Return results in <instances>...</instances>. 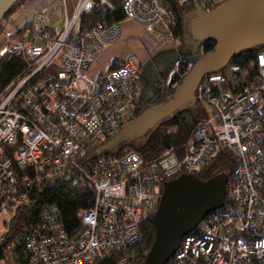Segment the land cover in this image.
<instances>
[{"label":"built area","instance_id":"built-area-1","mask_svg":"<svg viewBox=\"0 0 264 264\" xmlns=\"http://www.w3.org/2000/svg\"><path fill=\"white\" fill-rule=\"evenodd\" d=\"M210 11L213 0H181ZM25 28L6 40L1 55L20 56L25 67L0 92V223L9 222L26 195L18 182H41V172L73 162L86 148L125 126L141 96L137 65L89 74L96 57L121 34L122 21L142 24L155 38L174 39V12L164 0H122L121 21L97 20L78 29L84 12L108 0H77L71 12L56 0ZM258 76L242 86L220 73L205 75L197 100L209 108L185 151L143 158L135 151L100 156L88 172L93 204L79 209V225L68 231L56 206L45 209L25 237L27 264H95L105 254L137 241L140 219L157 205L164 182L204 165L215 149L237 157L226 183L224 205L209 213L198 234L185 235L165 264H264V52L256 56ZM1 238V235H0ZM123 257L118 264H132ZM0 264H5L4 259ZM134 264V263H133Z\"/></svg>","mask_w":264,"mask_h":264},{"label":"trees","instance_id":"trees-1","mask_svg":"<svg viewBox=\"0 0 264 264\" xmlns=\"http://www.w3.org/2000/svg\"><path fill=\"white\" fill-rule=\"evenodd\" d=\"M25 1L17 0L5 15V18L8 20L9 16L15 13ZM108 1L114 7V10H111L106 4H98L90 11L80 15L77 24L78 29L90 27L100 19L107 22L123 20L122 0ZM164 4L174 12L176 18V25L173 28L174 39L177 38L183 42L184 16L188 14L194 4L190 1L181 0H164ZM215 5L211 4V8L215 7ZM29 24L30 21L24 22L9 32L5 31L4 25H0V35L5 32L9 39H20ZM183 47L185 48V44ZM214 47L215 42L213 40L203 39L198 41L194 50L181 51L180 54L183 57L176 59L175 69L169 75L166 72L167 69L162 68L155 57L149 58L143 63H138L141 96L134 116L131 119L173 97L178 85L198 58L196 57L189 62L186 56L194 55L200 50L201 54H204L213 50ZM259 52H264V43L257 44L232 57L224 68L215 73L223 75L226 81L233 86H242L255 81L258 76L256 56ZM121 63L112 61L105 70L116 68ZM24 67L25 62L20 56L7 58L6 55H0V92L22 72ZM197 86L190 101L163 118L145 138L126 142L113 150L101 152L98 150L100 145L112 139L116 132L108 134L95 145L86 148L84 153L75 158L73 162L66 160L41 172V182L38 185L33 184L32 187H25L21 182H18L15 192L16 194L23 192L26 195V201L17 204L7 226V231L0 238V260L4 259L5 255H8L7 253H10L12 264H27L29 254L25 246V237L38 222L41 213L50 206L58 208L60 220L68 231L77 228L79 225V220L76 216L77 211L90 208L94 199V188L78 167L88 172L91 164L98 157H118L129 151H135L145 159L154 158L168 150L176 154L183 153L195 130L206 118L205 108L196 98ZM236 163L237 157L234 152L227 148L219 147L215 149L204 165L189 171V173L201 180H206L223 172L227 175L228 180ZM156 206L140 219V234L137 241L123 249L110 253V257L117 264L123 257L133 260L132 264L144 263L145 256L154 239L152 215L156 210ZM201 229L202 223L199 224L193 233L198 234Z\"/></svg>","mask_w":264,"mask_h":264},{"label":"water","instance_id":"water-1","mask_svg":"<svg viewBox=\"0 0 264 264\" xmlns=\"http://www.w3.org/2000/svg\"><path fill=\"white\" fill-rule=\"evenodd\" d=\"M17 0H0V21ZM196 39L215 42L213 50L198 56L189 72L166 102L131 119L112 139L98 148L106 152L146 137L165 117L186 105L201 79L224 68L232 57L264 43V0H222L210 11L192 19ZM227 175L223 172L201 180L189 172L164 182L152 215L154 239L143 264H165L180 246L182 238L194 232L211 212L222 208ZM95 264H117L111 257Z\"/></svg>","mask_w":264,"mask_h":264},{"label":"crops","instance_id":"crops-1","mask_svg":"<svg viewBox=\"0 0 264 264\" xmlns=\"http://www.w3.org/2000/svg\"><path fill=\"white\" fill-rule=\"evenodd\" d=\"M213 1L217 3L222 0ZM75 2L76 0H66V7L69 12L73 10ZM43 6H49L56 12L55 19L57 20V24L60 25L62 15L57 10L58 4L56 0H26L23 5L17 10L20 11L19 17H22L24 19V21H22V23H20L19 25L27 21L35 20L40 8ZM12 15H14V13ZM121 25L122 29L120 36L114 42L110 43L98 55L97 59L89 69L91 74L95 75L102 72L112 61L124 62L126 60H130L133 62V58L131 56H133L134 52L140 53L138 54V62H143L148 59L149 54L153 52L155 48L159 47L160 44H158L157 38H155L150 32H148L142 24L130 20H124L122 21ZM12 29H14V26H6L5 31L9 32L12 31ZM136 38H140L141 40H143V44L145 46H143V49L142 47H140L139 42ZM8 39L9 38L7 37L6 40ZM3 44L0 47V55L2 52Z\"/></svg>","mask_w":264,"mask_h":264},{"label":"rangeland","instance_id":"rangeland-1","mask_svg":"<svg viewBox=\"0 0 264 264\" xmlns=\"http://www.w3.org/2000/svg\"><path fill=\"white\" fill-rule=\"evenodd\" d=\"M76 3H77V0L75 2V5H76ZM200 13H201V7L198 4H194V6H192V8L188 12V14L184 16V22H183L184 40H183V42L177 38L173 39V40H169V39L159 40V39H157L158 44H160L159 47L155 48L154 51L149 54L148 59L155 57L158 60L159 65L162 68L167 69L166 72L168 73V75L175 69L176 59L183 57V55H181L180 52L184 51V50H194L195 47L197 46L198 40L196 39V36L191 29V26H192L191 25L192 24L191 19L194 16L199 15ZM19 14H20V11H16L14 13V15H10L12 17L9 16L8 20L4 16V18L0 21V25H4L5 28H6V25L8 27L9 26L16 27L17 25L22 23V21H24V19L22 17H19ZM7 37L8 36L5 32L0 35V47L2 46L4 41H6ZM15 39L16 38H14V40ZM136 39L139 42L140 47H142V49H143V46H144L143 40H141L140 38H136ZM8 40H13V39L10 38ZM184 44H185V48L183 47ZM138 54H140V53L134 52L133 56H131L133 58V62H135L136 65H137V63H139L138 62ZM200 55H201V50L194 55L186 56V58L189 62H191L192 60H194L196 57H198ZM97 57H96V59H97ZM145 61H143V62H145ZM143 62H140V63H143ZM137 68H138V65H137ZM89 74H91V73L89 72ZM203 106L205 108L206 115H207V111L209 113V108L207 106L205 107V105H203ZM143 138H145V137H143ZM143 138H140V139H143ZM140 139H138V140H140ZM11 218H12V214H9V221L11 220ZM8 224H9V222L0 223V235L1 236H2V234H4L7 231ZM0 243H1V239H0ZM7 254L8 255H5V257H4V262H5V264H10V263L12 264L11 254L10 253H7ZM108 257H110V254H105L103 256V258H108Z\"/></svg>","mask_w":264,"mask_h":264},{"label":"flooded vegetation","instance_id":"flooded-vegetation-1","mask_svg":"<svg viewBox=\"0 0 264 264\" xmlns=\"http://www.w3.org/2000/svg\"><path fill=\"white\" fill-rule=\"evenodd\" d=\"M217 3H218V2H217ZM217 3L213 1V3H212V4H214V5H215V4H217ZM130 121H131V120H130ZM130 121H129V122H130Z\"/></svg>","mask_w":264,"mask_h":264}]
</instances>
